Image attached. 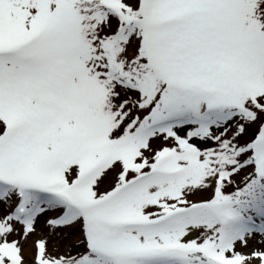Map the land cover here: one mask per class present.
Masks as SVG:
<instances>
[{"label": "snow or ice", "instance_id": "snow-or-ice-1", "mask_svg": "<svg viewBox=\"0 0 264 264\" xmlns=\"http://www.w3.org/2000/svg\"><path fill=\"white\" fill-rule=\"evenodd\" d=\"M0 264H264V0H0Z\"/></svg>", "mask_w": 264, "mask_h": 264}]
</instances>
